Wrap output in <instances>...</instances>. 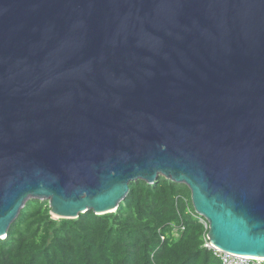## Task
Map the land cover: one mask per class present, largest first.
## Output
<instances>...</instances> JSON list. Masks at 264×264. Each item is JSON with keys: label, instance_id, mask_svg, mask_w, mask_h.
<instances>
[{"label": "water", "instance_id": "1", "mask_svg": "<svg viewBox=\"0 0 264 264\" xmlns=\"http://www.w3.org/2000/svg\"><path fill=\"white\" fill-rule=\"evenodd\" d=\"M161 175L264 257V0H0V239L33 198L111 213Z\"/></svg>", "mask_w": 264, "mask_h": 264}, {"label": "trees", "instance_id": "2", "mask_svg": "<svg viewBox=\"0 0 264 264\" xmlns=\"http://www.w3.org/2000/svg\"><path fill=\"white\" fill-rule=\"evenodd\" d=\"M208 231L190 188L161 175L133 181L111 213L55 219L48 200H29L0 239V264H222Z\"/></svg>", "mask_w": 264, "mask_h": 264}, {"label": "built area", "instance_id": "3", "mask_svg": "<svg viewBox=\"0 0 264 264\" xmlns=\"http://www.w3.org/2000/svg\"><path fill=\"white\" fill-rule=\"evenodd\" d=\"M199 216L200 220H202L205 226L209 228L207 220L203 216ZM204 246L212 250L214 255L221 260L222 264H264V257L234 254L216 247L210 241L208 234H206Z\"/></svg>", "mask_w": 264, "mask_h": 264}]
</instances>
